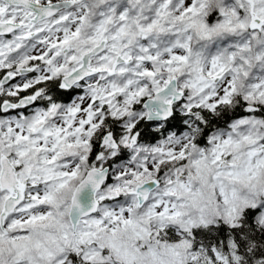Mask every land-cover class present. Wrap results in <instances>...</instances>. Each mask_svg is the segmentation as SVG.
<instances>
[{
	"label": "snow or ice",
	"instance_id": "1",
	"mask_svg": "<svg viewBox=\"0 0 264 264\" xmlns=\"http://www.w3.org/2000/svg\"><path fill=\"white\" fill-rule=\"evenodd\" d=\"M0 264H264V0H0Z\"/></svg>",
	"mask_w": 264,
	"mask_h": 264
}]
</instances>
